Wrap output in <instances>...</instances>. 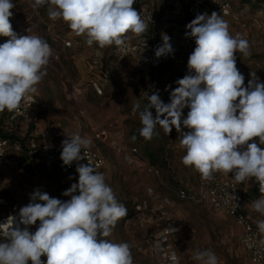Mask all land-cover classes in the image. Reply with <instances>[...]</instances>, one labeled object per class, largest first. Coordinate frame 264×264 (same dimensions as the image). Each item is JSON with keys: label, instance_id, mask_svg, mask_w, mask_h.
<instances>
[{"label": "rangeland", "instance_id": "374dc122", "mask_svg": "<svg viewBox=\"0 0 264 264\" xmlns=\"http://www.w3.org/2000/svg\"><path fill=\"white\" fill-rule=\"evenodd\" d=\"M190 1L136 0L133 7L147 22V31L139 37L129 34L122 46L105 48L96 44L89 47L86 38L73 34L63 21L50 20L46 7L33 10L31 0H13L15 7L10 10L15 33L39 35L53 50L46 66L47 74L33 93L41 127L50 125L51 134L57 138L62 134V140L72 133L89 138L90 147L102 155L106 165L105 181L117 201L128 209L127 216L118 220L108 239L127 242L131 246L133 264H155L147 253L149 247L145 248L144 244L152 238L151 244H154L163 229L162 215L157 208L164 200L171 202L169 213L179 223L180 231L174 235L173 243L182 264H198L192 255L204 249L215 252L219 264H247L240 247L241 230L232 219L205 205L178 199V188L194 185L199 173L182 163L185 150L179 145L175 127L167 135L157 126L159 135L146 140L139 134L142 125L138 113H132L133 104L139 101L142 109L148 103L146 97L153 92L158 93L164 103H169L171 91L178 86L176 81L188 74V58L196 46L194 38L185 35L189 31L186 25L190 23ZM203 2L211 8L208 15L216 12L227 21L232 35L240 34L249 41L251 54L245 57L237 53L236 61L245 77V86L251 72L264 82V0ZM223 5L228 6L229 15L220 11ZM163 34L170 37L174 51L157 58L155 50L162 45ZM4 39L6 42L9 38ZM189 110L183 109L182 120ZM152 111L155 115V110ZM2 124L0 118V129ZM182 130L187 131L183 126ZM39 136L43 137L39 144L50 141L46 134ZM134 149L138 157L136 163L129 164L125 158ZM7 152L5 158H0V204L9 206L18 202L19 208L26 206L30 194L37 189L51 197L70 199L62 193L78 182V174L46 169L41 157L35 163L29 162L23 148L12 145ZM149 152L157 160L156 165L148 160ZM151 167L159 174L151 172ZM240 186L248 198L264 196L255 179L242 182ZM150 188L157 196L154 200L148 195ZM2 209L0 221L6 217ZM33 226L37 229L39 221ZM46 259V256L41 257L42 261Z\"/></svg>", "mask_w": 264, "mask_h": 264}, {"label": "clouds", "instance_id": "9594fccd", "mask_svg": "<svg viewBox=\"0 0 264 264\" xmlns=\"http://www.w3.org/2000/svg\"><path fill=\"white\" fill-rule=\"evenodd\" d=\"M135 2L31 0L30 6L33 10L46 7L50 20L63 21L73 34L84 36L89 47L105 48L122 46L129 34L139 37L147 31V22L133 7ZM14 7L13 0H0V36L9 38L0 44V112L18 110L37 91L53 55L43 37L14 32L10 23ZM186 29L185 35L194 38L196 45L188 58V74L176 81L169 103L153 92L142 109L139 101L133 104L132 113H138L142 125L139 134L151 140L159 135L157 126L167 135L175 127L185 150L182 163L202 180H213L216 173L232 174L237 183L255 179L264 193V82L251 72L245 86L236 64L237 53L251 54L250 43L240 34L232 35L227 21L216 12L197 14ZM162 41L155 50L157 58L174 51L167 34ZM186 107L190 110L182 120ZM66 137L60 158L65 166L77 162L78 173V182L62 193L70 199L34 190L30 202L0 224V264H133L131 246L108 239L118 220L127 216V207L117 201L102 173L88 163H79L84 160L82 149L91 146V139L78 133ZM251 208L264 216V196L252 201ZM9 221L10 226L3 227ZM37 221L33 233L29 226ZM256 223L264 237V219ZM259 244L264 246V238ZM157 248L167 264H179L175 252H165L161 244ZM192 259L198 264H219L210 249L196 250Z\"/></svg>", "mask_w": 264, "mask_h": 264}, {"label": "built area", "instance_id": "2783aa9c", "mask_svg": "<svg viewBox=\"0 0 264 264\" xmlns=\"http://www.w3.org/2000/svg\"><path fill=\"white\" fill-rule=\"evenodd\" d=\"M210 11V8L205 3H203L202 0H191L188 6L190 22L196 17L197 14H208ZM220 11L224 15L230 14L229 8L226 5L221 6ZM4 40V37L0 36V44H3ZM35 105L36 98L33 94H30L29 99L22 102L18 110L14 112H9L7 110L0 112V118L4 119L1 128L12 131L20 129L22 126L28 127L30 125H35L37 127L35 134L39 136L38 125L32 114V109L35 107ZM7 146L8 142L0 139L1 156L3 155ZM31 148L36 149L37 144L32 143ZM41 150L49 154L56 152L55 156L47 157L43 161L46 169L59 168L62 170L61 172L65 174H78L76 173L77 162L74 161L71 166L63 165V162L60 158L62 147L56 139L46 142L44 141ZM82 155L84 156V160L80 161L79 163H88L92 165L98 172L103 174L105 160L99 151L89 147L82 149ZM137 157L138 152L136 149H134L126 156L125 160L129 164H133ZM150 171L157 173L153 167L150 168ZM231 176L232 174L226 176L221 173H216L213 180L205 181L202 180L200 174H198V178L194 185L182 189L178 188L176 195L178 199L183 202L196 204L197 206L206 205L214 210V212L225 214L230 219H232L241 230L240 247L245 260H247V264H264V246L259 244V240L264 237L259 234L256 223L258 219H264V216L256 213L251 208V202L259 199L260 197L248 198L244 194L245 192H243L240 183L234 182ZM148 195L152 200L157 198L152 188L148 190ZM233 196L236 197V199H234ZM164 202L167 206L171 204L169 200H165ZM18 212L19 206L16 204L14 205L12 214L3 217V219L0 221V224L5 223L10 216L16 215ZM160 214L162 215V219L165 220L166 225L161 231L159 238L155 241L156 244L154 246V256H156V264H167V262L163 259L164 253L158 250L157 245L161 244L162 247H165V252H175L179 257V254L173 243V237L180 231V227L172 213H169L168 210L166 212L161 211ZM9 226L10 224L4 225L3 227ZM172 229H175V231ZM2 230L3 228H0V232H2ZM29 230L34 233L32 226H29ZM29 264H31L30 261ZM179 264H182L180 257Z\"/></svg>", "mask_w": 264, "mask_h": 264}, {"label": "trees", "instance_id": "16d2710c", "mask_svg": "<svg viewBox=\"0 0 264 264\" xmlns=\"http://www.w3.org/2000/svg\"><path fill=\"white\" fill-rule=\"evenodd\" d=\"M203 3H205L209 7V5L206 2H203ZM220 8H221V6H220ZM3 121H4V119H2V122ZM36 129H37V127L35 125H30L28 127L22 126L20 129H16V130H12V131L6 130L4 128H1L0 129V139L7 141L8 142V146L6 147L3 155L2 156L0 155V158H5L7 156L8 148H10L12 145L15 146L16 148L19 147V149L23 148L25 150V152H27L25 154H26V159L29 162L32 161L33 163H35L38 157H41L42 158V162H43L47 157L55 156L56 152H52V153L49 154V153L43 152L41 150V147H42L43 143L41 142L39 144V140H42L43 137L42 136H37L35 134ZM32 143H36L37 144V148L36 149H32L31 148V144ZM147 156H148L147 157L148 160L150 161V163L152 165H156L157 164V160H155V157H154V155L151 152H149L147 154ZM43 165H44V163H43ZM30 169H31V173H34V169H32V167ZM54 170H57L58 172L63 174V172H61L62 170H60L59 168H56ZM0 197H1V194H0ZM16 204H18V202L10 203L9 206H8V204L7 205L0 204V209L3 208L2 210H5V215L8 216V215L12 214L14 205H16ZM7 206H8V208H7V211H6V207ZM0 213H1V211H0Z\"/></svg>", "mask_w": 264, "mask_h": 264}, {"label": "crops", "instance_id": "0c3cea01", "mask_svg": "<svg viewBox=\"0 0 264 264\" xmlns=\"http://www.w3.org/2000/svg\"><path fill=\"white\" fill-rule=\"evenodd\" d=\"M37 108L36 107H34L33 109H32V114H33V116H34V118H35V120H36V122H37V125H38V133L39 134H41V135H47V136H49V138H48V140H53V139H56L57 137L55 136V135H53V134H51V130H49L51 127H50V125H49V128H43V127H41V124H40V121L38 120V117L36 116V110ZM39 121V122H38ZM54 133V132H53ZM62 134H61V136H60V138H57L56 140L58 141V143H60L61 144V142L63 141L62 140ZM136 160L137 159H135V162L134 163H136ZM105 167H106V165L104 166V169H103V175H104V171H105ZM165 201V200H164ZM162 202V204L160 205V207H158L157 208V211H159V213L161 212V211H169V212H171L170 211V209H169V207L170 206H167V205H165V202ZM206 206V205H205ZM208 207V206H207ZM20 209V208H19ZM163 220V219H162ZM160 225V224H159ZM166 224H165V220H163V223H162V226H163V228H164V226H165ZM146 227V226H145ZM145 227H142L141 229L144 231V232H146L147 230H146V228ZM32 228H33V230H34V232L36 231V229L34 228V226L32 225ZM145 228V229H144ZM163 230V229H162ZM161 233V232H160ZM160 233H159V235H157V237H156V240L159 238V236H160ZM155 240V241H156ZM152 242H154L153 241V238H152V240L151 239H149V240H147V242L144 244L145 245V248H148L149 247V249L147 250V253L148 254H150V256H152L153 258H154V260H155V257L156 256H154V252H155V247H152L153 245L155 246V244H156V242L154 243V244H151ZM152 245V246H151ZM151 251V252H150ZM147 254V255H148ZM155 264H156V262H155Z\"/></svg>", "mask_w": 264, "mask_h": 264}, {"label": "bare ground", "instance_id": "6f19581e", "mask_svg": "<svg viewBox=\"0 0 264 264\" xmlns=\"http://www.w3.org/2000/svg\"><path fill=\"white\" fill-rule=\"evenodd\" d=\"M9 224H10V221H9Z\"/></svg>", "mask_w": 264, "mask_h": 264}]
</instances>
